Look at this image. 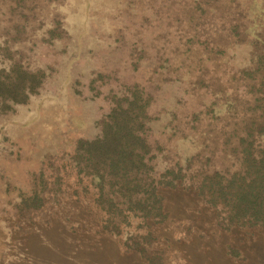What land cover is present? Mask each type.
<instances>
[{"label":"rangeland","instance_id":"1","mask_svg":"<svg viewBox=\"0 0 264 264\" xmlns=\"http://www.w3.org/2000/svg\"><path fill=\"white\" fill-rule=\"evenodd\" d=\"M254 65L264 80V0H0V264H264V233L222 229L186 182L189 159L237 165L225 141L252 119ZM21 71L42 83L3 97ZM236 91L242 118L226 110ZM134 98L152 173L185 180L164 190L166 218L143 217L128 187L104 188L107 211L77 175L78 141Z\"/></svg>","mask_w":264,"mask_h":264},{"label":"trees","instance_id":"2","mask_svg":"<svg viewBox=\"0 0 264 264\" xmlns=\"http://www.w3.org/2000/svg\"><path fill=\"white\" fill-rule=\"evenodd\" d=\"M262 57L263 55H260L259 63L260 61L262 63ZM258 71L255 65L242 70V79L252 81L247 85L251 87L246 91L244 99L248 103L245 114H250L252 119L249 121L243 119L245 133L243 130L240 132L231 130L230 134L238 137L236 141L232 136L225 141V145L230 146L234 152L237 165L231 164L224 169L215 167L214 164L210 167L209 162L215 158L213 155L208 156L206 162L201 160L196 169H192L189 159L186 168L197 175L190 177L186 182L193 185L190 188L195 190L204 205L216 210V225L225 226L221 228L226 231L243 228L253 230L250 231L252 234L264 233V143L261 140L264 137V80L258 78ZM41 83V75L21 71L19 76H11V81L2 82L5 94L1 95L5 98L10 96L12 99L18 95L21 97L20 101H25ZM257 86L259 87L255 95L250 90ZM14 88L18 89L19 93L13 94ZM235 89L238 90L239 87ZM237 93L238 91L233 98L230 96L225 100L226 110L229 109L232 117L242 118L240 109L244 108L238 107L242 98ZM127 101L126 106L122 103L116 105L102 122L101 135L93 140L78 141L74 152L77 175L83 180L84 187L88 186L86 180L91 186L99 187L100 194L96 200L100 201L103 206L101 208L107 211H111L112 208L111 205L105 207L104 203H107V200L103 196L104 188L121 187L117 191L121 193L128 187L132 192L129 202H134L133 205L136 206L143 204L141 207L145 214L143 217L166 218L170 213L165 211L164 190L177 188L184 184L185 180L179 183L176 178L173 179L166 174L159 178L152 173L154 166L150 162L153 157L150 155L146 135V105L139 103L137 98ZM249 105L254 106L250 111ZM218 112L221 114L222 110ZM140 187L144 189L139 190ZM108 202L113 203V198L109 197ZM154 210H157V213Z\"/></svg>","mask_w":264,"mask_h":264}]
</instances>
